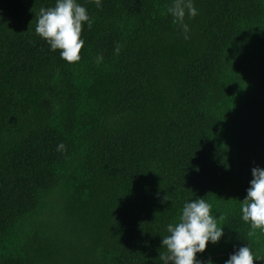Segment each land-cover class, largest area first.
I'll list each match as a JSON object with an SVG mask.
<instances>
[{"label": "trees", "instance_id": "obj_1", "mask_svg": "<svg viewBox=\"0 0 264 264\" xmlns=\"http://www.w3.org/2000/svg\"><path fill=\"white\" fill-rule=\"evenodd\" d=\"M192 2L184 33L173 0H77L69 63L35 32L55 0H0V264H163L198 199L223 228L198 261L264 264L241 211L264 168V0Z\"/></svg>", "mask_w": 264, "mask_h": 264}, {"label": "clouds", "instance_id": "obj_2", "mask_svg": "<svg viewBox=\"0 0 264 264\" xmlns=\"http://www.w3.org/2000/svg\"><path fill=\"white\" fill-rule=\"evenodd\" d=\"M97 7L100 0H95ZM194 18L198 11L192 0H173L167 8V13L174 17L173 22L179 24L184 33L189 27L184 23L185 15ZM36 16L35 32L45 39L52 50H60L61 57L69 63L78 62L81 59L80 52L84 46L81 39L82 25L91 20L86 8L77 3V0H55V4L49 8H41ZM185 39L189 37L185 35ZM118 44L115 51H120ZM102 56L97 57V63ZM64 145L58 146V150ZM252 180L247 189V196L242 201V219L250 223L251 229L264 231V168H252ZM165 199H167L165 197ZM211 205L204 199L186 202L175 224L167 226L168 235L162 239L164 252L160 253L163 264H202L196 259L197 253L205 251L207 243H217L223 236V228L217 227V221L210 214ZM250 231L249 235H254ZM207 264H212L208 261ZM225 264H254V256L248 246H242Z\"/></svg>", "mask_w": 264, "mask_h": 264}]
</instances>
